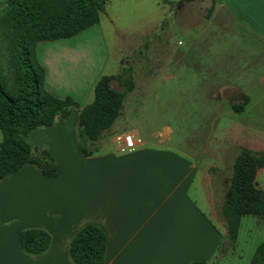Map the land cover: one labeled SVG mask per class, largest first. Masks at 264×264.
Returning <instances> with one entry per match:
<instances>
[{
    "label": "rangeland",
    "instance_id": "1",
    "mask_svg": "<svg viewBox=\"0 0 264 264\" xmlns=\"http://www.w3.org/2000/svg\"><path fill=\"white\" fill-rule=\"evenodd\" d=\"M241 2L109 0L97 24L36 46L43 67L47 63L57 73L73 72L72 78L55 76L49 84L55 96L83 107L93 99L92 79L111 74L110 86L124 92L119 114L95 142L97 152L91 156L114 144L119 149V136L132 133L140 143L169 145L198 162L211 194L209 217L224 230L217 254L207 264H250L264 240L259 217L244 215L237 239L230 243L222 214L237 155L245 151L264 158V39L249 30L248 8ZM8 33L0 24L5 72ZM82 41L89 49L81 48L86 47ZM80 54L92 58L90 67L77 58ZM83 67L86 73L77 77ZM254 181L264 191V166Z\"/></svg>",
    "mask_w": 264,
    "mask_h": 264
},
{
    "label": "crops",
    "instance_id": "2",
    "mask_svg": "<svg viewBox=\"0 0 264 264\" xmlns=\"http://www.w3.org/2000/svg\"><path fill=\"white\" fill-rule=\"evenodd\" d=\"M241 3L251 11L246 9L245 15L249 30L263 40L264 0ZM79 56L84 66L93 62ZM43 65L48 90L55 76L73 77L72 71L55 74ZM85 73L86 68H80L77 77ZM77 125L78 108L71 107L66 119L57 115L51 125L36 127L28 135L29 145L34 140L53 157L55 176H44L26 163L0 179V264H75L68 245L87 223L104 231L103 264L211 262L224 230L209 217L211 194L198 162L179 149L147 140L122 150V135L119 149L114 144L105 153L84 156L77 144ZM28 227L50 234L45 252L30 255L21 250L19 233Z\"/></svg>",
    "mask_w": 264,
    "mask_h": 264
},
{
    "label": "trees",
    "instance_id": "3",
    "mask_svg": "<svg viewBox=\"0 0 264 264\" xmlns=\"http://www.w3.org/2000/svg\"><path fill=\"white\" fill-rule=\"evenodd\" d=\"M107 1L1 2L0 24L9 31V69L5 72L0 66V179L26 163L37 166L44 176L58 173L51 154L45 149L32 148L27 138L36 127L51 125L57 115L66 119L71 107L78 108L77 143L80 152L84 156L97 152L95 142L111 125L122 106L124 92L110 86L115 75L100 76L93 86L92 101L80 107L71 98L57 97L47 89L45 69L37 60L36 46L42 41L71 38L97 24L99 12ZM263 166L264 158L245 151L234 161L228 196L222 206L230 243L237 239L242 216H257L264 226V191L254 181L257 169ZM50 241V234L42 228L28 227L19 233V247L30 255L45 252ZM105 245L102 228L87 223L73 234L68 253L75 264H103ZM250 264H264V240L257 246Z\"/></svg>",
    "mask_w": 264,
    "mask_h": 264
},
{
    "label": "built area",
    "instance_id": "4",
    "mask_svg": "<svg viewBox=\"0 0 264 264\" xmlns=\"http://www.w3.org/2000/svg\"><path fill=\"white\" fill-rule=\"evenodd\" d=\"M120 140L122 142L120 149L122 150H133L139 143V139H136L131 133H124Z\"/></svg>",
    "mask_w": 264,
    "mask_h": 264
},
{
    "label": "bare ground",
    "instance_id": "5",
    "mask_svg": "<svg viewBox=\"0 0 264 264\" xmlns=\"http://www.w3.org/2000/svg\"><path fill=\"white\" fill-rule=\"evenodd\" d=\"M251 1H252V0H251ZM250 3H251V2H250ZM247 5H248V4H247ZM251 5H253V4H251ZM250 7H251V6H250ZM246 8H247V7H246ZM253 8H255L254 5H253ZM250 9H252V8H250ZM247 10H249V9H247ZM252 11H253V10H252ZM249 12H251V11L249 10ZM249 12H248V13H249ZM84 43H85V42L82 41V45H83V46H86L87 43H85L86 45H84ZM82 45H80V46H82ZM88 45H89V44H88ZM78 46H79V45H78ZM76 47H77V46H76ZM81 48H83V50H85L86 48L89 49L88 46H86L85 48H84V47H81ZM76 50H78V49L76 48L75 51H76ZM90 50H91V49H90ZM70 52H71V50H70ZM72 52H73V51H72ZM82 52H83V51H82ZM93 52H94V51H93ZM52 53H54V52H52ZM73 53H74V54H72V57H74L75 54H77L76 52H73ZM59 54H60V53H59ZM59 54H57V55H59ZM61 54H62V52H61ZM63 54H64V53H63ZM70 54H71V53H70ZM93 54H94V53H93ZM50 55H51V54H50ZM60 56H62V55H60ZM63 56H64V55H63ZM64 57H65V56H64ZM72 57L70 56L69 61H72V60H73ZM71 58H72V60H71ZM50 61H52V60H50ZM65 64H66V63H65ZM67 64H69V63H67ZM73 66H74V65H73ZM87 66H88V65H87ZM53 67H54V65H53ZM55 67H56V66H55ZM88 67H90V66H88ZM53 73H55V71H54ZM60 73H61V72H60ZM71 73H72V72H71ZM61 74H62V73H61ZM57 75H58V74H57Z\"/></svg>",
    "mask_w": 264,
    "mask_h": 264
}]
</instances>
